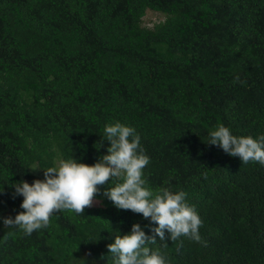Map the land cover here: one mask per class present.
Wrapping results in <instances>:
<instances>
[{"label": "trees", "instance_id": "trees-1", "mask_svg": "<svg viewBox=\"0 0 264 264\" xmlns=\"http://www.w3.org/2000/svg\"><path fill=\"white\" fill-rule=\"evenodd\" d=\"M149 11L164 19L145 25ZM65 13L76 51L39 34ZM116 121L140 135L146 185L185 192L202 221L199 240L165 230L147 247L168 264H264V165L207 143L218 124L264 134V0H0V217L22 211L12 181L60 158L94 163ZM107 185L30 235L0 227V264H112L104 247L134 219Z\"/></svg>", "mask_w": 264, "mask_h": 264}, {"label": "clouds", "instance_id": "clouds-1", "mask_svg": "<svg viewBox=\"0 0 264 264\" xmlns=\"http://www.w3.org/2000/svg\"><path fill=\"white\" fill-rule=\"evenodd\" d=\"M70 25L77 27L71 22ZM68 35L69 30L61 37H65L68 46L76 51L83 33L78 29V33ZM103 135L108 146L94 163H84L73 156L60 158L53 166L31 168L42 169L43 179L36 178L31 183L24 179L12 181L13 197H23L19 205L22 211L14 216L0 217V227L22 229L25 235H30L34 230L46 227L50 215L56 211L69 209L82 213L101 192L98 186L107 181L103 196L116 208L130 213L134 222L128 232L113 236L112 242L104 247L105 257L112 259V264H168L164 254L146 245L165 241V230L168 240L181 235L199 240L198 228L202 221L197 211L186 202L185 192L161 188L154 193L146 185L143 169L149 157L133 126L120 121L108 123ZM207 143L218 145L230 156H238L242 163L251 160L264 165V134L255 138L235 135L228 126L218 124L209 130ZM112 181L115 182L110 183ZM4 185L0 186V194L4 192ZM147 220L152 222L147 226L151 234L144 230Z\"/></svg>", "mask_w": 264, "mask_h": 264}, {"label": "rangeland", "instance_id": "rangeland-1", "mask_svg": "<svg viewBox=\"0 0 264 264\" xmlns=\"http://www.w3.org/2000/svg\"><path fill=\"white\" fill-rule=\"evenodd\" d=\"M164 17L161 14L149 11L145 17V25L152 26L155 22H159L163 20ZM70 22L68 21L67 14L65 16H60L58 19L52 24L49 28L48 32H39L40 36H42L44 40V45L50 46L52 43L54 44L64 32H68L70 28ZM31 37L34 38L36 32L30 33ZM43 174V173H42ZM93 205H98L96 200H93Z\"/></svg>", "mask_w": 264, "mask_h": 264}]
</instances>
